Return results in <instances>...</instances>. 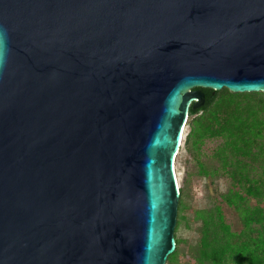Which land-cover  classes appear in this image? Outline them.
Here are the masks:
<instances>
[{
    "label": "water",
    "instance_id": "water-1",
    "mask_svg": "<svg viewBox=\"0 0 264 264\" xmlns=\"http://www.w3.org/2000/svg\"><path fill=\"white\" fill-rule=\"evenodd\" d=\"M200 87L264 91V0H0V264H166Z\"/></svg>",
    "mask_w": 264,
    "mask_h": 264
},
{
    "label": "trees",
    "instance_id": "trees-1",
    "mask_svg": "<svg viewBox=\"0 0 264 264\" xmlns=\"http://www.w3.org/2000/svg\"><path fill=\"white\" fill-rule=\"evenodd\" d=\"M200 89L205 101L189 110L187 130L175 163L181 149H186L200 176L229 178V186L221 198L237 214L240 228L232 229L219 204L195 210L192 218L199 221V237L192 248L194 261L264 264V91ZM208 139L216 140V144L205 152L203 145ZM184 193V188L179 187L174 231L186 221ZM175 240V249L166 262H176L184 240L178 237Z\"/></svg>",
    "mask_w": 264,
    "mask_h": 264
},
{
    "label": "rangeland",
    "instance_id": "rangeland-1",
    "mask_svg": "<svg viewBox=\"0 0 264 264\" xmlns=\"http://www.w3.org/2000/svg\"><path fill=\"white\" fill-rule=\"evenodd\" d=\"M186 130L187 124L184 127L183 133ZM215 144L216 140L208 139L203 145L204 151L210 152ZM175 174L178 186L183 187L185 192L183 200L186 208V221L182 223L177 231H174L175 237L184 240L180 243V251L177 255L176 262H166V264H196L192 255V248L195 247L199 237V221H194L192 218L195 210L205 209L211 207L213 204H219L226 222L231 225L232 229H239L240 222L233 208L227 206L221 198V193H224L229 186V178L219 176L209 179L205 176H200L197 172L195 161L186 149H181L177 157ZM262 204H264V201Z\"/></svg>",
    "mask_w": 264,
    "mask_h": 264
}]
</instances>
